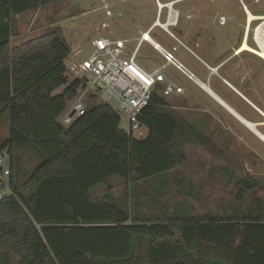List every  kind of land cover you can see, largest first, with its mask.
<instances>
[{
  "label": "trees",
  "instance_id": "16d2710c",
  "mask_svg": "<svg viewBox=\"0 0 264 264\" xmlns=\"http://www.w3.org/2000/svg\"><path fill=\"white\" fill-rule=\"evenodd\" d=\"M60 1L0 0V119L8 115L10 131L0 152L10 154L15 192L0 199V242L10 244L18 264H264V211L152 220L118 206L111 186L103 200L92 199L91 190L115 176L132 184L160 178L185 163L187 147L214 151L216 145L173 110L162 84L138 117L144 137L127 135L119 114L98 94L85 114L64 124L60 117L80 83L67 73L71 49L63 29L50 25L12 45L15 15ZM18 146L41 156L22 184L14 169ZM236 183L245 192L258 185L249 178ZM177 233L181 244L171 245Z\"/></svg>",
  "mask_w": 264,
  "mask_h": 264
},
{
  "label": "rangeland",
  "instance_id": "374dc122",
  "mask_svg": "<svg viewBox=\"0 0 264 264\" xmlns=\"http://www.w3.org/2000/svg\"><path fill=\"white\" fill-rule=\"evenodd\" d=\"M159 1L164 4L174 3L171 7L160 9ZM175 1L63 0L36 11L15 15L13 18L17 22L18 35L12 37V45L40 35L50 25H54L63 29L71 49L70 56L85 58L92 48V40L99 33L126 39L128 48L133 50L142 38L143 33L138 32L139 26H148L156 15L161 16L162 23H167L169 12L174 9L179 11L180 18L176 26L172 27L184 26L186 15H202V22H198L202 30H230L234 36L232 41L239 46L248 33L249 44L258 48L254 39L255 30L264 19H256L248 26L247 8L258 16H264V0H180L176 4ZM108 10H111L112 15L107 14ZM223 18L226 22L221 21ZM146 47L148 44L141 49L139 60L151 58L149 54H143ZM248 53L264 63L258 54L252 51ZM258 67L255 65L260 74L263 69ZM60 91L62 88L57 90ZM171 107L202 131V116L197 115L198 111ZM9 137V117L6 115L0 119V146ZM219 137V140L214 141V151L204 147H187L185 163L160 178L132 184L130 180L115 176L108 184L94 187L91 197L96 202L103 200L111 186V198L118 206L130 208L136 216L152 220H166L180 213L205 218H232L251 211L263 212L264 166L261 155L243 147V143L229 142L230 139L224 135ZM40 160L41 156L30 146L16 148L14 169L18 183L22 184L30 177ZM244 178L258 181L255 190H240L236 182ZM169 243L181 244L180 234L177 233ZM147 244L141 248L144 256L147 255ZM0 264H18L10 244L0 242Z\"/></svg>",
  "mask_w": 264,
  "mask_h": 264
},
{
  "label": "crops",
  "instance_id": "0c3cea01",
  "mask_svg": "<svg viewBox=\"0 0 264 264\" xmlns=\"http://www.w3.org/2000/svg\"><path fill=\"white\" fill-rule=\"evenodd\" d=\"M160 19L156 15L148 26L138 28L139 33H148L153 40L143 38L140 42L137 57L140 65L148 71L162 68L167 78L183 87V93L174 92L167 100L174 108L198 111L197 115L202 116V131L213 135V141L224 135L229 142L243 143V147L261 155L264 166V63L261 59L258 62L249 50H241L249 34L239 46L232 41L234 36L230 30H202L198 24L202 22V15H186L181 27H172L176 25L171 22L165 28L158 25ZM145 44L148 47L143 54L151 58L143 56L139 60ZM162 49L172 52L194 77L189 78L168 63ZM255 65L263 69L260 74Z\"/></svg>",
  "mask_w": 264,
  "mask_h": 264
},
{
  "label": "built area",
  "instance_id": "2783aa9c",
  "mask_svg": "<svg viewBox=\"0 0 264 264\" xmlns=\"http://www.w3.org/2000/svg\"><path fill=\"white\" fill-rule=\"evenodd\" d=\"M107 14L112 15L111 10ZM179 17V11L171 9L168 22L177 24ZM221 21L226 22V19ZM127 42L123 38L99 33L92 40V48L85 58L70 55L66 58L67 73L70 78L78 80L80 86L77 96L60 117L64 124L69 125L77 116L85 114L90 106L91 95L98 94L119 114L122 130L129 136L141 138L146 135V127L138 117L149 105L157 85L164 84L162 94L165 97L174 92H184L176 81L167 78L162 68L148 71L140 65L137 59L140 42L133 50L128 48ZM161 52L168 63L189 78L194 77L175 59L172 52L164 49ZM11 174L10 154L4 150L0 152V199L15 194L10 182Z\"/></svg>",
  "mask_w": 264,
  "mask_h": 264
},
{
  "label": "bare ground",
  "instance_id": "6f19581e",
  "mask_svg": "<svg viewBox=\"0 0 264 264\" xmlns=\"http://www.w3.org/2000/svg\"><path fill=\"white\" fill-rule=\"evenodd\" d=\"M172 4H173L172 2H170L168 4H163L162 2H160L159 8L163 9L164 6L171 7ZM247 12H248V21H247V23H248L247 25L248 26H249V24H251L256 19H260V18L264 19V16L255 15L249 9H248ZM157 23H158V25L164 26L166 28L171 22L162 23L161 21H157ZM144 35H145V37L142 35V38H145L147 40H152L151 36L148 33H144ZM254 39H255V41L257 43L258 48L253 47L247 41H245L244 44H243V46H242V48H241V50H249V51H252V52L258 54L260 57L264 58V22H261V23H259L257 25V28L255 30V38ZM262 137L264 138V136H262Z\"/></svg>",
  "mask_w": 264,
  "mask_h": 264
},
{
  "label": "water",
  "instance_id": "95a60500",
  "mask_svg": "<svg viewBox=\"0 0 264 264\" xmlns=\"http://www.w3.org/2000/svg\"><path fill=\"white\" fill-rule=\"evenodd\" d=\"M74 114V112L72 113V115Z\"/></svg>",
  "mask_w": 264,
  "mask_h": 264
}]
</instances>
